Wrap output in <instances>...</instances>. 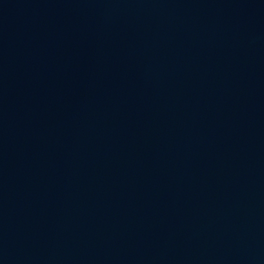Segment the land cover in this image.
Masks as SVG:
<instances>
[{"label":"water","instance_id":"obj_1","mask_svg":"<svg viewBox=\"0 0 264 264\" xmlns=\"http://www.w3.org/2000/svg\"><path fill=\"white\" fill-rule=\"evenodd\" d=\"M0 264H264V0H0Z\"/></svg>","mask_w":264,"mask_h":264}]
</instances>
